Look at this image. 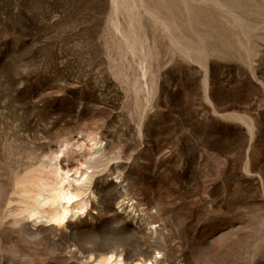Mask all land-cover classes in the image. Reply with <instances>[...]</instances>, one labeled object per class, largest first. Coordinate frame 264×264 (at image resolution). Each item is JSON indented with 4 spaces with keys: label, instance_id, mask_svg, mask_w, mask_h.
<instances>
[{
    "label": "rangeland",
    "instance_id": "1",
    "mask_svg": "<svg viewBox=\"0 0 264 264\" xmlns=\"http://www.w3.org/2000/svg\"><path fill=\"white\" fill-rule=\"evenodd\" d=\"M110 255L264 264V0H0V264Z\"/></svg>",
    "mask_w": 264,
    "mask_h": 264
},
{
    "label": "bare ground",
    "instance_id": "2",
    "mask_svg": "<svg viewBox=\"0 0 264 264\" xmlns=\"http://www.w3.org/2000/svg\"><path fill=\"white\" fill-rule=\"evenodd\" d=\"M83 147V146H82ZM60 165V164H59ZM62 168L61 167H59V166H57V167H55L54 168V170H53V180H52V182H54V184H52V182H50L53 186H50V187H53L52 189L51 188H49L50 189V193H51V190H52V192L54 193L53 195H50V196H48V197H46L45 199V201L43 200V201H41V200H36V202L37 203H45V205H46V203H47V201H48V204L50 203L49 201H52L53 203H57L58 205H60V207H61V210L60 211H58V212H55V214H56V216H55V220L56 221H61V220H65L67 217H68V215H70L69 213L70 212H72L73 210V208H75V207H73V208H71L70 209V204H72L73 206H74V204L76 203L77 205L79 204V202H78V197H79V194L78 193H73V192H71L69 189H67L64 185H65V183H66V180H67V178L66 177H63L64 175H62ZM66 172V171H65ZM67 173V172H66ZM47 183V182H46ZM29 184V183H28ZM32 184V183H31ZM50 184V185H51ZM48 185V184H47ZM33 187V186H32ZM45 187H47L46 185H45ZM48 187H49V185H48ZM68 187V186H67ZM34 190V189H33ZM43 190H45L44 188H43ZM48 191V190H47ZM41 193V192H40ZM43 194H45V192H42ZM40 195H42V194H40ZM38 199H40V197L38 198ZM63 201H65V204L63 203ZM51 202V203H52ZM51 205V204H50ZM41 206V205H40ZM43 206V205H42ZM45 207V206H44ZM81 208H83V207H81ZM79 209V208H78ZM72 210V211H71ZM39 211V210H38ZM53 218V217H52ZM150 256V255H149ZM113 255H110L109 257H106V258H104L103 260H101L100 261V263L101 264H112L113 262H112V260H113ZM156 260V259H155ZM115 262V261H114ZM123 262H121L120 260H117L116 262H115V264H122Z\"/></svg>",
    "mask_w": 264,
    "mask_h": 264
}]
</instances>
